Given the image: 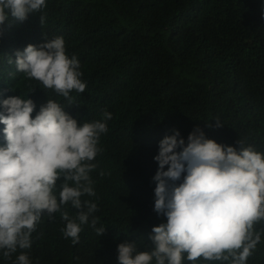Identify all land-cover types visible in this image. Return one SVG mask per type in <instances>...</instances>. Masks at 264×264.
Returning a JSON list of instances; mask_svg holds the SVG:
<instances>
[{
	"label": "trees",
	"instance_id": "1",
	"mask_svg": "<svg viewBox=\"0 0 264 264\" xmlns=\"http://www.w3.org/2000/svg\"><path fill=\"white\" fill-rule=\"evenodd\" d=\"M55 37L78 59L86 84L83 93L70 92L71 104L9 63L17 50ZM0 88L33 102L49 94L78 124L99 120L108 129L91 161L95 196L81 197L97 211L79 241L64 237L60 212H44L31 248L8 259L0 250V264H15L21 252L31 264H118L119 244L150 251L152 228L166 223L154 211L153 181L165 136L178 130L186 144L199 127L219 144L239 149L240 140L264 154V0H46L25 21L0 25ZM105 111L112 119L104 120ZM61 211L79 223L70 203ZM254 230L261 241L246 264H264V220ZM183 264H192L186 254Z\"/></svg>",
	"mask_w": 264,
	"mask_h": 264
},
{
	"label": "clouds",
	"instance_id": "2",
	"mask_svg": "<svg viewBox=\"0 0 264 264\" xmlns=\"http://www.w3.org/2000/svg\"><path fill=\"white\" fill-rule=\"evenodd\" d=\"M44 7L46 0H0V25L10 18L23 22ZM15 57L9 63L18 72L70 104V92L85 91L80 63L66 55L63 37L29 44ZM19 95L0 88V250L6 259L17 249L31 248V234L44 212L50 217L60 212L67 222L64 237L79 241L81 225L97 211L95 203L81 197L95 196L91 161L108 130L99 120L78 124L49 94L35 102ZM103 117L107 121L112 114L105 111ZM236 143L239 149L219 144L199 127L186 144L178 130L159 142L154 211L166 223L152 228L150 251H138L135 242L119 244L118 264H183L185 254L192 264L200 258L246 264L261 241L254 225L264 220V154ZM69 203L78 210L79 223L61 211ZM96 223L94 218L91 226L102 236L106 229ZM15 264L31 262L21 252Z\"/></svg>",
	"mask_w": 264,
	"mask_h": 264
}]
</instances>
